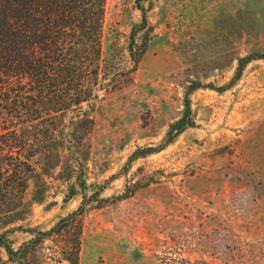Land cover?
Returning <instances> with one entry per match:
<instances>
[{
	"label": "rangeland",
	"instance_id": "374dc122",
	"mask_svg": "<svg viewBox=\"0 0 264 264\" xmlns=\"http://www.w3.org/2000/svg\"><path fill=\"white\" fill-rule=\"evenodd\" d=\"M137 3L107 0L103 49L129 69L130 37H147L138 69L95 104L83 139L59 149L25 227L49 229L84 206L80 264H158L170 247L216 264L202 240L229 229L264 264V0H140V31ZM250 54L260 57L237 77ZM187 97L195 124L162 147ZM32 237L9 236L15 247Z\"/></svg>",
	"mask_w": 264,
	"mask_h": 264
},
{
	"label": "trees",
	"instance_id": "16d2710c",
	"mask_svg": "<svg viewBox=\"0 0 264 264\" xmlns=\"http://www.w3.org/2000/svg\"><path fill=\"white\" fill-rule=\"evenodd\" d=\"M139 1L140 31L149 23ZM106 19L107 0H0V250L6 252L0 264H80L84 206L46 230L25 227V221L46 197L45 176L56 167L59 149L70 151V142L83 139L95 104L132 77L146 52L149 39L138 42L134 33L127 48L129 69L105 57ZM259 57L243 58L237 77ZM70 111L79 127L73 133L64 122ZM194 124L187 97L184 117L171 125L162 147ZM153 151L138 149L133 157ZM16 231L33 237L15 247L9 236ZM202 244L212 246L207 253L216 264H257L260 258L258 247L232 229L206 235ZM156 258L158 264H213L174 247Z\"/></svg>",
	"mask_w": 264,
	"mask_h": 264
}]
</instances>
